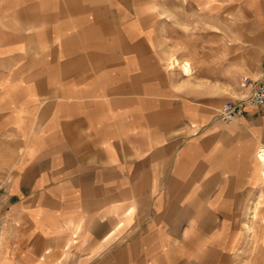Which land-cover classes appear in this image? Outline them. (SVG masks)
<instances>
[{
	"label": "crops",
	"instance_id": "1",
	"mask_svg": "<svg viewBox=\"0 0 264 264\" xmlns=\"http://www.w3.org/2000/svg\"><path fill=\"white\" fill-rule=\"evenodd\" d=\"M256 83L264 0H0V199L33 263L264 264V104L217 117Z\"/></svg>",
	"mask_w": 264,
	"mask_h": 264
},
{
	"label": "rangeland",
	"instance_id": "2",
	"mask_svg": "<svg viewBox=\"0 0 264 264\" xmlns=\"http://www.w3.org/2000/svg\"><path fill=\"white\" fill-rule=\"evenodd\" d=\"M255 8L258 6L255 5ZM170 60L174 61V56ZM167 65L169 66L168 63ZM181 72H184L183 69ZM184 87L189 88L190 85ZM5 139L7 147L0 148V192L8 186L13 176L16 156L19 152V149L9 147V141L12 140L11 134H6ZM23 221L22 218L10 213L9 207H6L0 199V264H35L34 259L38 258L47 246L44 239L32 237L34 232L25 228ZM39 264H46V262L39 261ZM54 264H62V262L55 261Z\"/></svg>",
	"mask_w": 264,
	"mask_h": 264
},
{
	"label": "built area",
	"instance_id": "3",
	"mask_svg": "<svg viewBox=\"0 0 264 264\" xmlns=\"http://www.w3.org/2000/svg\"><path fill=\"white\" fill-rule=\"evenodd\" d=\"M246 78L243 84H247ZM264 104V83H256L250 92L244 96L226 100L218 109L217 117L223 122H229L242 116L249 106L257 107Z\"/></svg>",
	"mask_w": 264,
	"mask_h": 264
},
{
	"label": "bare ground",
	"instance_id": "4",
	"mask_svg": "<svg viewBox=\"0 0 264 264\" xmlns=\"http://www.w3.org/2000/svg\"><path fill=\"white\" fill-rule=\"evenodd\" d=\"M260 157H261V159H262V161H263V167H264V148L261 150V152H260ZM263 170V169H262Z\"/></svg>",
	"mask_w": 264,
	"mask_h": 264
}]
</instances>
